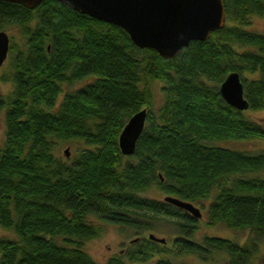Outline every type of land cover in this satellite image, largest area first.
<instances>
[{"label":"trees","instance_id":"16d2710c","mask_svg":"<svg viewBox=\"0 0 264 264\" xmlns=\"http://www.w3.org/2000/svg\"><path fill=\"white\" fill-rule=\"evenodd\" d=\"M223 3L222 27L165 57L136 45L122 27L59 0L34 7L0 0V29L16 25L22 34L16 46L9 40L14 53L1 74L12 87L0 94V225L10 232L0 235V264H96L84 248L100 231L89 215L165 238L133 237L107 264L156 254V264H189L188 254L203 263L218 254L226 264L258 259L264 149L218 140L264 138V117L253 119L229 104L219 84L237 71L248 107L264 104V32L246 26L264 13V0ZM85 76L63 90V82ZM154 80L163 92L155 114ZM145 106L135 149L124 154L118 135ZM63 140L72 143L69 155L59 151ZM152 188L161 196L145 194ZM166 195L194 204L208 199L209 224L222 221L252 235L242 242L211 234L194 239L197 217ZM161 221L173 227L168 240L156 234Z\"/></svg>","mask_w":264,"mask_h":264},{"label":"water","instance_id":"95a60500","mask_svg":"<svg viewBox=\"0 0 264 264\" xmlns=\"http://www.w3.org/2000/svg\"><path fill=\"white\" fill-rule=\"evenodd\" d=\"M26 7H34L41 0H9ZM80 12L116 24L127 31L131 40L140 47L155 48L162 56L177 54L193 39H206L210 32L226 22L223 0H59ZM9 34L0 29V64L7 56ZM221 96L238 109L248 107L243 94L240 73L229 72L219 84ZM147 107L135 111L118 135L122 153L131 154L143 130ZM69 155V146L63 148ZM164 199L191 213L201 216V209L190 200L166 195ZM148 237L165 241L153 232ZM136 239V237H134Z\"/></svg>","mask_w":264,"mask_h":264},{"label":"rangeland","instance_id":"374dc122","mask_svg":"<svg viewBox=\"0 0 264 264\" xmlns=\"http://www.w3.org/2000/svg\"><path fill=\"white\" fill-rule=\"evenodd\" d=\"M249 28L264 32V13L263 14H254L250 24L246 25ZM5 30L9 34L11 42L16 46V43L21 41V31L16 25H9L5 27ZM15 42V43H14ZM13 51L9 50L8 54L0 66V94H6L12 87V82L10 80H2L1 74L4 71H9V60L13 56ZM85 79H77L71 83L63 82V90L72 89L81 85L89 77L85 76ZM153 90V100L151 109L153 114L157 112L159 107L163 102V92L161 90V81L154 80L152 82ZM243 113L248 117L253 119H261L264 117V104L258 108L247 107L243 109ZM5 138V113L4 109L0 110V144L3 143ZM218 143H221L226 146L234 148H242L248 150H260L264 149V138L262 137H253V138H225L218 140ZM68 143L66 140L60 141L59 151L62 153V148L67 146ZM72 146V143L70 144ZM71 148V147H70ZM72 152V148H71ZM63 154V153H62ZM146 195L152 196H161L157 193L156 188H152L149 191L145 192ZM203 204L196 202V205H199L201 209V216L197 218V228L192 235L194 239H201L204 234L211 235H221L234 238L240 242L247 239V237L252 235V231L249 228H233L226 225L222 221H217L213 224L207 222V213H206V204L208 199L203 200ZM163 218V217H162ZM88 220L93 223H97L100 226L99 234L88 238L84 241V248L95 260L96 264H107V260L110 255L118 253L127 248L131 244L130 239L133 237H143L147 235L148 231L142 233H135V230L131 227L123 226L117 222L105 221L94 215H89ZM173 227L170 224V221H161L157 225L156 234L164 235L167 237V240L173 235ZM9 230L3 228L0 225V235L6 234L9 235ZM259 253L260 256L252 264H264V234L259 235ZM171 244V241H168V245ZM158 255L148 257L146 259H128L131 264H156L155 260ZM184 260L189 264H226V260L218 254L213 259H210L208 262H202L201 259L194 255H184Z\"/></svg>","mask_w":264,"mask_h":264},{"label":"flooded vegetation","instance_id":"af4514ba","mask_svg":"<svg viewBox=\"0 0 264 264\" xmlns=\"http://www.w3.org/2000/svg\"><path fill=\"white\" fill-rule=\"evenodd\" d=\"M7 54H8V52H7ZM5 60V59H4ZM4 62V61H3ZM3 62L0 64V66L3 64Z\"/></svg>","mask_w":264,"mask_h":264},{"label":"bare ground","instance_id":"6f19581e","mask_svg":"<svg viewBox=\"0 0 264 264\" xmlns=\"http://www.w3.org/2000/svg\"><path fill=\"white\" fill-rule=\"evenodd\" d=\"M187 212V211H186Z\"/></svg>","mask_w":264,"mask_h":264}]
</instances>
